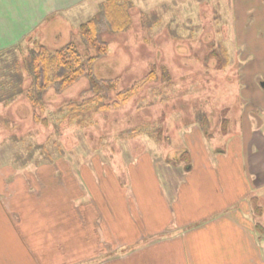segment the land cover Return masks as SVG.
<instances>
[{
	"label": "rangeland",
	"instance_id": "1",
	"mask_svg": "<svg viewBox=\"0 0 264 264\" xmlns=\"http://www.w3.org/2000/svg\"><path fill=\"white\" fill-rule=\"evenodd\" d=\"M104 1L0 0L4 20L0 64L18 61L21 66L38 45L55 50L69 42L85 56L90 51L80 37L79 26L95 19L98 38L108 50L94 62L93 76L116 84V91L110 92L105 101L110 105L108 110L75 120L69 119L63 107L88 98L90 85L85 76L63 92H43V111L23 95L7 105L0 103V179L14 178L12 174L19 172L17 179L26 174L36 183L37 178L30 173L39 169L44 173L39 176L44 184L54 186L53 199L62 187L60 178L67 186L81 180L83 188L72 187L70 198L85 199L86 191L92 195L93 203H77L85 223L95 216H109L130 218L139 224L135 185L152 204L151 177L155 174L164 200L172 208L171 200L185 171L192 168L180 158L183 153H187L189 162L193 153L198 168L206 149L212 153L225 150L232 139L241 141L246 133L247 144L236 151L244 153L248 149L256 155L252 167L259 162L264 166V89L260 86L264 83V0H130L131 24L119 33L109 31L100 14ZM222 50L225 66L219 69L221 62L215 55ZM150 71H154L153 77L144 81ZM30 83L24 74L22 90ZM133 85L141 88L126 102L117 98L118 92ZM35 115L46 119L47 125L37 123ZM251 128L254 134H250ZM156 131H160L159 138ZM252 174V192L245 198L255 231L252 242L245 234L239 255L234 253L238 241L231 249L228 241H220L213 254L199 249L189 256V264H264V233L255 230L260 224L264 231V175ZM179 195L183 197L181 191ZM251 199H256L259 216ZM150 212L157 210L152 208ZM66 215L79 222L77 212ZM168 219L163 206V227ZM198 224L203 223L194 226ZM189 226L185 229H191ZM176 232H164L157 240L171 238ZM128 233L121 229L115 235L122 234L124 239L119 236L118 241L127 242ZM75 234L66 240L65 259L69 263L79 258L86 260L76 264L117 263L129 251L125 245L119 247L121 250L101 249L96 255L91 250L97 246L80 244L82 238ZM110 239L116 247L111 235Z\"/></svg>",
	"mask_w": 264,
	"mask_h": 264
},
{
	"label": "crops",
	"instance_id": "2",
	"mask_svg": "<svg viewBox=\"0 0 264 264\" xmlns=\"http://www.w3.org/2000/svg\"><path fill=\"white\" fill-rule=\"evenodd\" d=\"M1 17L0 10V32L4 30V20ZM251 130L252 128L249 131ZM250 134L254 132L251 131ZM245 138L246 133L242 137L243 141L232 139L225 150L216 153L206 149L198 168L191 153L192 168L185 171V178L175 198L171 200L172 208L164 200L160 180L155 174L151 177L154 198L152 204L138 185H135V190L139 195H135L132 192L134 184L131 183V192L141 213L139 224L130 218L118 220L109 216H95L90 223H85L77 206L84 201L85 204L93 203L92 195L86 191L85 199L75 198L72 201L70 198L74 190L72 187L83 188L81 180L67 186L60 178L58 183L62 184V189L58 187V197L53 199L51 189L54 186L44 184L39 178L44 173L38 168L30 173L37 178L36 183L26 178V174L21 175V180L17 179L20 177L19 172L12 174L14 178L11 176L4 181L0 179V264L82 263L86 258H79L76 263H69L65 259L68 245L66 240L75 233L82 238L80 244L84 242L97 246L91 250L96 255L101 249L121 250L119 247L127 245L129 251L117 263L109 261L105 264H189V256H193L199 249L205 250L204 254H213L220 241H228L230 249L238 241L239 245L234 253L241 255L244 235L252 242L255 233L250 221L249 204L245 200L248 193L252 192L251 175H264V169L260 168L264 167L261 162L252 167V163L257 162L254 160L256 155L254 157L252 152L248 153V149L244 153L236 151L247 144ZM112 188L114 189L113 185ZM179 191L183 197L179 195ZM198 201H201L200 206ZM71 202L75 204L71 206ZM163 206L169 215L164 227ZM152 208L157 212L151 213ZM72 211L78 213L79 222L75 217L66 215ZM152 216L155 220L150 218ZM201 222L203 224L194 226ZM188 225L191 229L186 230ZM167 227L169 228L164 230ZM121 229L129 231L127 242L118 241L119 236L121 240L124 239L122 234L117 237L115 235ZM137 229L139 234L135 236ZM170 230L177 232L171 238L157 240L158 236ZM110 235L117 243L116 247L113 246ZM149 240L150 242L145 243ZM136 246L139 248L133 249Z\"/></svg>",
	"mask_w": 264,
	"mask_h": 264
},
{
	"label": "trees",
	"instance_id": "3",
	"mask_svg": "<svg viewBox=\"0 0 264 264\" xmlns=\"http://www.w3.org/2000/svg\"><path fill=\"white\" fill-rule=\"evenodd\" d=\"M132 3L130 0H106L101 4V16L105 19L109 31L119 33L126 31L131 24L130 9ZM79 34L85 46L90 52L87 55H81L75 44L69 42L63 47L50 50L43 45H38L36 52L28 56L22 65L18 61L0 64V103L9 104L19 95H23L27 101L34 107L43 111L41 103V94L48 89H54L56 92H63L80 78L86 77L89 81V96L81 102H69L64 105L70 120H75L91 112L106 111L110 108L106 104L107 95L116 91V84L112 81H99L93 76V64L97 58L107 53L108 46L98 38V25L95 19L88 20L79 26ZM219 63V69L225 66L222 58L225 60L224 50L216 54ZM27 75L31 81L28 89L22 90L23 76ZM166 74V72H164ZM154 71H150L143 79L150 80ZM142 80V81H143ZM141 85H133L127 90L117 93V98L126 102L127 99L135 93ZM126 95V96H124ZM123 97H125L123 99ZM121 102V101H120ZM122 102V103H123ZM114 103L113 105H116ZM35 121L47 125V120L34 116ZM156 137H160V131L155 132ZM185 158L186 164L190 165L189 156L183 153L180 158ZM49 161V160H48ZM250 203L255 213L260 214V208L256 199H251ZM259 216V215H258ZM255 230L260 235L264 233L260 224L255 225Z\"/></svg>",
	"mask_w": 264,
	"mask_h": 264
},
{
	"label": "water",
	"instance_id": "4",
	"mask_svg": "<svg viewBox=\"0 0 264 264\" xmlns=\"http://www.w3.org/2000/svg\"><path fill=\"white\" fill-rule=\"evenodd\" d=\"M260 86H261L262 88H264V83H260Z\"/></svg>",
	"mask_w": 264,
	"mask_h": 264
}]
</instances>
